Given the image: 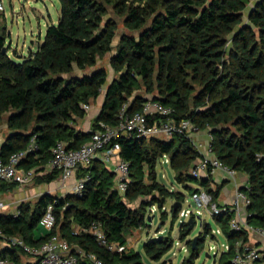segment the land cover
<instances>
[{"label": "trees", "instance_id": "1", "mask_svg": "<svg viewBox=\"0 0 264 264\" xmlns=\"http://www.w3.org/2000/svg\"><path fill=\"white\" fill-rule=\"evenodd\" d=\"M59 2L57 23L46 26L42 41L21 61L9 55L0 24V124L4 121L8 129L0 157L7 160L35 136L38 152L27 155L20 165L43 172L35 175V183H50L61 177L59 170L44 167L56 142L77 148L89 140V132L77 128L78 120L87 114L83 104L91 105L106 87L91 121L90 129H95L100 121L115 125L124 104L128 112L137 111L150 96L173 106L177 119L189 118L200 130H208L214 155L247 176L245 191L251 199L247 223L264 228V0ZM111 14L121 17L127 30L116 45L118 23ZM108 53L114 75L107 83L108 71L96 64ZM118 142L119 158L130 165L124 193L115 188V172L95 159L76 173L77 178H86L82 196L43 194L33 207L22 204L17 216L0 214L2 233L21 236L29 244L40 243L46 236L35 242L32 231L52 202L53 233L69 242L79 264H94L87 257L90 253L104 264H173L164 259L173 245L170 236L148 239L142 253L126 247V235L146 226L147 209L153 205L161 209L169 197L183 201L182 193L158 181L157 163L168 155L176 181L189 190H193L189 182H199L214 201L221 187L212 188L210 179L198 181L188 174L200 156L190 139L125 136ZM17 185L3 183L1 189ZM136 200L138 207L128 206L127 202ZM232 215L226 211L214 218L229 242L248 240L246 231L231 230ZM93 222L101 223L108 241L123 250L108 251L83 230ZM188 227L187 222L181 223V239L189 234ZM203 228L195 249L192 239L187 241L190 252L181 264H193L198 257L210 231L208 223ZM19 252L23 253L7 248L2 255L22 264ZM232 255V249L223 251L217 264H232Z\"/></svg>", "mask_w": 264, "mask_h": 264}, {"label": "built area", "instance_id": "2", "mask_svg": "<svg viewBox=\"0 0 264 264\" xmlns=\"http://www.w3.org/2000/svg\"><path fill=\"white\" fill-rule=\"evenodd\" d=\"M1 6V2H0ZM83 108L88 113L90 110L89 104H83ZM201 130L189 118H176V110L173 106L164 104L160 100L147 97L140 110L128 112L127 104H124L118 114L117 123L115 125H108L102 121L98 123L95 129H88L90 134L89 140L77 148H67L66 143L58 141L50 150V157L46 163V169H57L61 173L63 181L76 175L80 167L89 166L93 160L99 159L106 166H113L115 172V188L121 194L125 192L129 179H130V165L127 161L119 158L120 144L119 137H143V138H160L171 139L175 136H183L193 143L195 149L199 152L200 156L191 165L188 174L200 180L201 178L210 179L216 169H220L226 175V178L234 181L238 171L223 164L213 153L211 145V134H208V141L202 145L196 140V135ZM39 150V145L35 136L30 137L25 148L13 152L7 160L0 157V189L3 183H17L18 185L30 184L37 172L34 168H25L21 166V161L24 160L29 154H36ZM118 158L117 161H114ZM161 162L169 164L168 155L161 158ZM86 178H75L72 192L75 195L82 196L84 191V182ZM247 184L235 189L233 199L230 204L219 205L214 201L211 192L200 184L197 183L195 189L191 192V199L196 203L195 214L190 209H184V199L181 202V207L177 210V215L186 220L187 222L191 217L194 222L200 220L202 209L207 210L212 216H218L226 211L235 213L229 220V226L233 232L241 233L246 231L248 236L250 233L258 235L264 239V228L255 227L247 223L248 206L251 199L245 191ZM214 188V186H212ZM186 201V199H185ZM5 203L0 199V213L4 209ZM154 208V209H153ZM156 210L158 207L153 205L150 210ZM163 209V207H162ZM246 210L244 217L240 216V210ZM19 211L13 216H17ZM46 238L37 245L27 243L21 236H7L0 230V237L8 248H18L23 253L34 257L37 264H79L78 258L72 253V247L69 242L60 235L53 233L56 219L54 215V205L52 202L48 203L43 210L39 220ZM204 222L200 220V225L203 227ZM85 232L93 236L95 241L108 251L121 252L123 246L115 242L108 241L101 223L93 222L88 227L83 229ZM77 231V230H75ZM212 237L217 235L224 236L226 243L222 244L223 251L233 250L231 258L232 264H264V245L261 247L251 244L248 240L236 238L229 242L222 229L218 227L212 230ZM186 250V246H182ZM215 254V246H211ZM82 253L80 250H78ZM87 257L94 264H104L101 258L95 254H87ZM0 264H15L11 259L5 256H0ZM110 264H122L119 262Z\"/></svg>", "mask_w": 264, "mask_h": 264}, {"label": "rangeland", "instance_id": "3", "mask_svg": "<svg viewBox=\"0 0 264 264\" xmlns=\"http://www.w3.org/2000/svg\"><path fill=\"white\" fill-rule=\"evenodd\" d=\"M0 24L4 27L6 33V45L9 46V55L15 61H21L22 57L28 56L29 52L34 51L38 44L42 41L45 34V29L48 24L57 23L60 16V2L59 0H0ZM111 16L118 23V31L116 37L113 41L114 45L117 44L120 35L127 32L123 26V19L111 14ZM111 53L106 54L101 60L96 64L98 67H104L110 71L107 83L112 79L114 73L109 66V59ZM106 87L104 86L100 95L105 93ZM100 99L97 100V102ZM80 127L84 128L82 121L80 122ZM91 124L88 123L87 127ZM8 135V129L4 121L0 124V142L3 141ZM113 170V169H112ZM156 174L159 182L164 184L169 190L180 192L183 194L184 209H190L195 214L197 209L196 203L191 199L192 190L184 188L179 184L174 175V170L170 167L168 163L159 161L156 165ZM37 183L32 182V185ZM45 187V191L48 194L54 196H64L66 194H74L69 189H63L62 192L59 184L53 182L50 183H40ZM39 185V184H38ZM189 186L195 189L197 182H189ZM36 197L31 201L36 202ZM186 199V201H185ZM138 201L127 202L128 206L131 208L138 207ZM174 203L173 198H167L163 204V209H147L146 211V226L142 229H136L129 232L126 235L127 249H134L138 252H143L142 246L150 238L156 236H170L173 239V245L171 249L166 253L164 259H169L173 264H181L182 261L189 255L190 248L187 245V241L193 239L199 233H202L204 228L200 225V220L204 223H208L210 226V231L206 235L204 241L202 242V249L199 252L198 257L194 260L193 264H217V259L223 252L222 244L226 243V238L221 235H217L216 238L212 237V230L219 227V223L215 220L207 210L202 209L200 215V220L196 218L193 228L190 230L189 234L186 235L184 239L180 238L179 228L181 225V220H186V218L174 216L171 208ZM23 204H31L30 202ZM31 207V206H30ZM17 203L14 205V213H17ZM165 212V214L162 213ZM36 228V227H35ZM34 228V229H35ZM73 230L76 229L75 224H72ZM77 230V229H76ZM186 246V250L182 248ZM211 246H215L216 254L210 250ZM145 261H148L145 258ZM149 262V261H148ZM150 264H155L150 262Z\"/></svg>", "mask_w": 264, "mask_h": 264}, {"label": "crops", "instance_id": "4", "mask_svg": "<svg viewBox=\"0 0 264 264\" xmlns=\"http://www.w3.org/2000/svg\"><path fill=\"white\" fill-rule=\"evenodd\" d=\"M108 71V77L110 75V71L108 69H106ZM104 94L100 95L98 99H100L98 102L97 100L95 102H93L90 105V110L89 112L86 114V116L82 119V120H78V127H80L79 125L80 122L82 121V125L84 128H80L83 131H88V129L90 127H87L88 123L91 124V121L93 119V117L99 112L100 106L103 102L104 99ZM150 97V96H148ZM196 140L201 143L202 145H205L208 141V134L206 132V130H201L197 135H196ZM2 143V141L0 142V144ZM118 158H115L114 161H117ZM47 163V162H46ZM46 168V164L44 166ZM108 169L112 170L113 166H107ZM76 178V175L63 181L60 178L50 182V184H52L53 182L59 184V187L61 189L60 192H62L63 189H69L73 187V183H74V179ZM33 182V181H32ZM32 182L28 185H17L15 186L13 189L10 188H3L0 189V199L4 201L5 203V207L4 209L1 211L0 214H9V215H14V205L17 203V209L23 204V203H27L30 202V206L33 207L34 203H32L31 201L36 197L35 200H37L41 195L48 193V191H45V187H43L42 184L38 183L31 186ZM211 183L212 186H216L219 185L221 187L220 189V193L219 196L217 198V203L219 205H225V204H230L232 199H233V195L235 192V189L237 187H242L243 185L247 184V176L244 173L238 172L236 178L234 179V181L229 180L228 178H226V175L223 173L222 170L220 169H216L211 177ZM34 201V200H33ZM246 210L242 209L240 210V216L244 217V215ZM233 215H235V213H233ZM76 229H78L76 227ZM75 229V230H76ZM33 235L32 238L35 242L39 241L41 239V237H43V235L45 234V231L43 230L40 222H38V224L36 225V228L33 229L32 231ZM249 242L255 246L261 247L262 245H264V239H262L261 237H259L258 235H255L254 233H250L248 236ZM39 243L36 244H32V245H37ZM8 247L5 245L4 241L0 238V256H2V252L5 251V249H7ZM19 259L20 262L22 264H32V263H36L34 257L25 254V253H21L19 252Z\"/></svg>", "mask_w": 264, "mask_h": 264}, {"label": "water", "instance_id": "5", "mask_svg": "<svg viewBox=\"0 0 264 264\" xmlns=\"http://www.w3.org/2000/svg\"><path fill=\"white\" fill-rule=\"evenodd\" d=\"M151 98L154 99L153 97H151ZM211 131H212V130H211ZM180 207H181V202H179V201H178V202H174L173 205H172V209H173L174 211H177ZM187 223L189 224L188 229L191 230V229L193 228L194 224H195L193 218L190 217V218L187 220ZM197 238H198V236L196 235V236L192 239V249H195V248H196Z\"/></svg>", "mask_w": 264, "mask_h": 264}]
</instances>
